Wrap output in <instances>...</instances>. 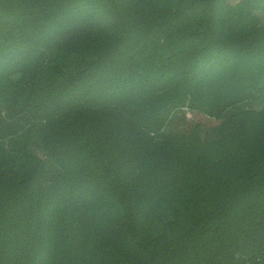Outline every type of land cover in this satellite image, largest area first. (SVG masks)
I'll use <instances>...</instances> for the list:
<instances>
[{
  "label": "trees",
  "instance_id": "trees-1",
  "mask_svg": "<svg viewBox=\"0 0 264 264\" xmlns=\"http://www.w3.org/2000/svg\"><path fill=\"white\" fill-rule=\"evenodd\" d=\"M0 264H264V0H0Z\"/></svg>",
  "mask_w": 264,
  "mask_h": 264
},
{
  "label": "rangeland",
  "instance_id": "rangeland-1",
  "mask_svg": "<svg viewBox=\"0 0 264 264\" xmlns=\"http://www.w3.org/2000/svg\"><path fill=\"white\" fill-rule=\"evenodd\" d=\"M258 107H261V106H258ZM183 112L186 114L187 119H190V117L192 116V114L187 109H184ZM103 249H104L105 252H107L109 250V246H106Z\"/></svg>",
  "mask_w": 264,
  "mask_h": 264
}]
</instances>
